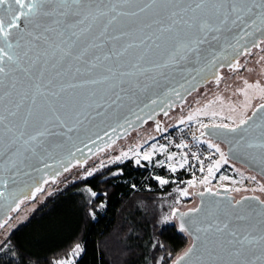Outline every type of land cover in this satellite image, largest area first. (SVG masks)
Returning a JSON list of instances; mask_svg holds the SVG:
<instances>
[{
    "label": "snow or ice",
    "instance_id": "obj_1",
    "mask_svg": "<svg viewBox=\"0 0 264 264\" xmlns=\"http://www.w3.org/2000/svg\"><path fill=\"white\" fill-rule=\"evenodd\" d=\"M142 16L150 18V22L144 23ZM125 22L135 27L107 35L110 26H119ZM101 24L99 32L93 35V30ZM146 28L153 31L148 32L138 43L135 39H128L118 44L121 37H133ZM235 30L244 36L255 33L264 36V0H144L142 4L134 3V0H115L111 3H105L104 0H0V188L4 189L0 191V198L6 194L15 197V193H6L9 181L15 183L14 178L20 175L21 168L28 161L43 159V154L53 144L51 138L56 135L53 129H66L64 135L71 141L72 137L67 133L84 125L90 108L100 107L99 102L90 100L93 93L68 107L61 102L63 93L67 92L71 96L70 90L100 82H108L110 88H116L125 82L124 78H128L132 87L144 91L148 85L141 88L139 83L132 82V78L150 69L142 66L144 53L132 58L130 49L134 46L150 40L160 49L161 44L156 42L161 41L166 54L162 62L152 65V68L162 70L179 64L190 55L199 57L201 46L209 38L219 40L222 34ZM88 36L91 39L81 46ZM261 45H264V40L253 41L252 44L254 48ZM151 46L145 48V52ZM93 50L99 51L92 54ZM242 51L247 54L249 49L244 48ZM113 59L121 63L115 68L106 67L107 74L73 82L75 75L82 71L81 65L86 66L84 71L91 73L101 66L102 61ZM65 61L66 67L63 66ZM121 67L126 70L120 71ZM229 67L233 70L239 68V60H235ZM160 74L163 75V72ZM219 80L220 76H216L217 83ZM244 85L243 89L238 90L245 96L244 111L240 113L239 119L229 116L232 123H222L216 127L232 133H243L242 141L250 136L251 139L245 141L246 146L264 154V116L256 122L255 110L252 115L246 114L251 106L248 90L254 89L264 97V87L259 82L249 84L244 81ZM119 90L125 91L123 87H119ZM116 96L119 99V95ZM102 103L108 104V100ZM256 108L264 113V104H258ZM193 118L191 114L187 117L188 120ZM200 127L207 126L201 123ZM157 128L159 130V125ZM207 143L209 148L219 154V159L209 164L208 175L200 181L202 184L208 183L209 177L214 175L221 163H227L226 155L220 147L210 141ZM54 146L60 147L59 144ZM158 147L159 151H166L163 145L153 144L150 152L143 153V160L150 161ZM176 147L187 145L181 143ZM127 155L121 153V156ZM136 155L140 154L137 152ZM174 156H167V167L172 172L187 163V154L172 163ZM120 158L116 157L117 160ZM136 162L139 164L140 160ZM158 164L162 166L164 162ZM200 170L204 171L202 161ZM87 175L91 176L92 172ZM156 179L161 185L169 183L159 176ZM220 179L226 180L228 177L221 176ZM188 183L191 186L193 181ZM178 191L181 196L188 195L187 188ZM261 191H264V186ZM32 195L35 196V192ZM252 199L257 200L258 204L247 214L243 213L241 201L237 200L224 208L204 210L202 216L190 221L191 231L196 234L194 242L175 264H180L185 258L188 264H264V200L258 197ZM21 203L23 200L18 201L11 210L16 211ZM201 212V209L193 208L189 213H182L181 219L190 213ZM254 217L259 218L257 222H250ZM164 219L167 221L169 217ZM6 224L7 220L0 221V228ZM180 229L188 231L183 219ZM82 251L76 245L72 255L78 256ZM60 264H73V261L63 260Z\"/></svg>",
    "mask_w": 264,
    "mask_h": 264
},
{
    "label": "water",
    "instance_id": "obj_2",
    "mask_svg": "<svg viewBox=\"0 0 264 264\" xmlns=\"http://www.w3.org/2000/svg\"><path fill=\"white\" fill-rule=\"evenodd\" d=\"M104 2L111 3L115 2V0H104ZM143 2L144 0H134V3L142 4ZM141 19L144 23L150 22V18L142 16ZM21 27H23V23H21ZM100 27H102V24L93 30V35L99 32ZM134 27L135 25H129L126 22L119 26L113 25L109 27L107 35H115L118 31H129ZM151 31L153 29L146 28L144 32L137 33L133 37H121L118 44H122L128 39H135L138 43ZM90 39L91 36L86 37L81 46L88 43ZM261 40H264V36L260 33L250 36H244L239 30H235L232 33H224L219 40H211L209 38L208 42L201 46L199 57L190 55L179 64L162 70H155L152 68V65L162 62V58L166 54L164 45L161 41H157L156 43L161 44L160 49H157L152 44V41L147 40L144 44L130 49L133 59L140 53H144L142 66L150 69V71L143 75L137 74V76L132 78V82L139 83L141 88L144 85H148L146 90L140 91L132 87L128 78H124L125 82L119 86L125 89L124 92H120L119 87L110 88L108 82H100L96 85H88L70 90L72 92L71 96L67 92L63 93L61 102L68 107L88 97L89 93L94 94L90 97V100L99 102L100 107L90 108L88 110L89 117L84 125L79 129H74L72 132L67 133L68 136L72 137L71 141L67 140L64 135L66 129H53L56 135L51 138L53 144L49 146L48 152L43 154V159L35 158L28 161L26 166L21 168L20 175L14 178L15 183L11 180L9 181L6 193H15V197L13 198L11 195L6 194L4 198H0V221H8L25 200H33L48 182L57 180L61 175L77 165H85L96 155L109 150L120 140L148 126L150 122L159 125L161 129V116L166 117L178 106H182L199 88L210 81H216V76L221 77L220 70L222 68H230L229 65L235 60L240 61V58L245 55L242 50L248 48V53H250L254 48L252 46L253 41L259 42ZM149 45L152 46L145 52V48H148ZM110 47L111 44L108 45V48ZM98 51L93 50L92 54H96ZM54 61L55 58H53ZM120 63L121 61L116 59L108 62L102 61L101 66L91 73L84 71L86 66L81 65L82 71L75 75L73 82L94 79L100 75H105L107 74L106 67L115 68ZM63 66H67V61L63 62ZM119 70L124 71L126 68L121 67ZM160 72H163V75ZM116 94L119 95V99H117ZM103 100H108V104L102 103ZM112 101H115V103H112ZM59 103H57V107H59ZM254 110L257 113L254 119L256 122H259L260 117L264 116V113L260 112L257 108ZM206 126L201 129L204 137L222 143L225 155L230 161L239 164L244 169L264 180V154H261L257 149H250L246 146L245 141L250 140V136H246L245 140L242 141L241 135L243 133H232L227 129L216 127V125L207 124ZM55 144H59L60 147H55ZM45 165H48V167H45ZM65 168L68 170L65 171ZM37 188L40 191H35ZM208 188H211L212 191H206ZM3 190L0 188V191ZM33 192H35V196L32 195ZM193 194L196 197V202L193 205L176 207L172 211V216L176 220L179 229L183 219L185 228L188 229V231L183 232L190 237V244L171 264H175L188 248L192 246L196 234L191 231L190 221L202 216L204 210H215L217 207L224 208L229 203L234 204L237 200H240V208L244 214H247L258 204V201L252 199V197L264 200L259 195L253 193L236 196L234 191L228 187L212 188L207 186L194 190ZM25 197L28 198L24 199ZM20 200H23V203L20 204V207L16 211H12L11 209L15 208L16 203ZM193 208H199L202 212L200 214L190 213L181 219L182 213H189V210ZM258 219V217H254L250 222H257ZM180 264H188V259L185 258Z\"/></svg>",
    "mask_w": 264,
    "mask_h": 264
},
{
    "label": "trees",
    "instance_id": "obj_3",
    "mask_svg": "<svg viewBox=\"0 0 264 264\" xmlns=\"http://www.w3.org/2000/svg\"><path fill=\"white\" fill-rule=\"evenodd\" d=\"M176 176L127 159L71 181L10 232L0 264H58L76 245L83 251L74 264H171L190 244L172 216L178 200L192 201L179 199L186 184Z\"/></svg>",
    "mask_w": 264,
    "mask_h": 264
},
{
    "label": "rangeland",
    "instance_id": "obj_4",
    "mask_svg": "<svg viewBox=\"0 0 264 264\" xmlns=\"http://www.w3.org/2000/svg\"><path fill=\"white\" fill-rule=\"evenodd\" d=\"M261 57H264V46L246 57V61L242 68L240 67L239 70H237L238 68L235 69L237 71L233 72L230 76L228 75V77L219 85L210 87L198 95H192L187 99L182 110L178 109L171 111L167 117H165V122H163L161 129L159 128L158 130L157 124L149 123L148 126L143 129L135 131L125 139L120 140L109 150L96 155L85 165H77L61 175L57 180L48 182L44 189L40 191L33 200H25L21 207L12 214V217L7 221V224L3 228H0V246L5 242L10 232L18 224L25 221L50 195L59 191L66 184L76 179L89 176L87 173L90 171L93 174L107 165H112L116 162H122L127 159H133L135 162L139 159L141 164L147 165L152 170L165 167L172 172L167 167L169 162H164V158L167 159L169 154H175L172 163H176L181 159L183 154H187V163L184 167H177V170L172 172L177 175L173 181L179 180L180 182L185 183L186 186L182 189H188V195H180L179 199L187 197L192 198V201L188 204L182 203L178 200L179 207L193 205L196 202V199L193 197L192 191L196 188L205 186H210L212 188L228 187L237 193L241 191H256L260 194H264V191H261V187L264 186V181L258 176H254L255 179L253 180L252 177L249 176L248 170L244 169L239 164L230 161L227 157V163H221L219 168L214 171V175L209 177L207 184L200 183V181L208 175V166L204 168V171L200 170L199 161L201 159L197 154L193 155L195 150L190 147L191 140L202 142L204 143L203 145L205 148L209 149L210 152L215 153L217 155V160L219 159V154L216 153L215 149L208 147L207 141L218 145L222 152L225 151L224 147L220 142H215L207 137L201 136L202 128L200 127V124L207 125L215 122L232 123L233 121L228 119L229 116H234L237 120L239 119L240 113L244 111L243 104L245 102V96L238 90L245 87L244 81H247L249 84H256L259 82L261 87H264V59H261ZM229 80H231L233 85H227ZM248 96L250 98L251 106L247 109L246 114L251 112L259 100H264V97L260 96L254 89L248 90ZM232 109H235V111ZM213 112H215L216 115H212ZM190 114L194 117L192 120L187 119ZM181 120H183L184 123H180ZM175 129H178L181 135L178 138L174 134V131H176ZM160 132H171L166 138L170 144L162 143L164 137L162 135L160 136ZM181 143L187 145V147L177 148L176 144ZM153 144L157 146H160L161 144L164 145L166 151L161 152L158 147L155 153L152 154L150 161L143 160V153L150 152ZM137 152L140 154L139 156L136 155ZM121 153H128V155L121 156ZM116 157L121 158L117 160ZM196 157H198V159ZM160 161L164 162L162 166L158 164ZM181 171H184V173L179 174ZM221 176L228 177V179L221 180ZM156 177L157 176H155V178ZM159 177L170 181L168 177ZM250 180H252V183ZM189 181H193L191 186L188 183ZM80 254L78 256H73L71 254L69 258L64 260L71 259L74 264ZM58 264H60V261H58Z\"/></svg>",
    "mask_w": 264,
    "mask_h": 264
},
{
    "label": "flooded vegetation",
    "instance_id": "obj_5",
    "mask_svg": "<svg viewBox=\"0 0 264 264\" xmlns=\"http://www.w3.org/2000/svg\"><path fill=\"white\" fill-rule=\"evenodd\" d=\"M264 45H261L260 47H258V48H253V50L250 52V53H248V54H245V55H243L241 58H240V67L242 68V66H243V64H244V62L246 61V57H248L249 55H251V54H253L256 50H258V49H261L262 47H263ZM239 67V68H240ZM239 68L237 69V70H239ZM237 70H233V69H231V68H222L221 70H220V72H221V77H220V80H219V82L217 83V81H210L209 83H207L206 85H204V86H202L201 88H199L198 89V91H196L195 93H193L192 95H198V94H200L201 92H204L205 90H207V89H209L210 87H214V86H216V85H219L224 79H226L227 77H228V75L230 76L233 72H235V71H237ZM228 86H230V85H233L232 84V82H231V80H229L228 81V84H227ZM191 95V96H192ZM190 96V97H191ZM189 97V98H190ZM187 101V100H186ZM186 103V102H185ZM185 103L183 104V105H185ZM261 103H264V100H259L256 104H255V106L253 107V109L251 110V112L249 113V114H247V115H250L253 111H254V109L256 108V105H258V104H261ZM183 105L182 106H178L175 110H178V109H180V110H182L183 109ZM167 117V116H166ZM160 119H161V124L163 125V122H165V117H163V116H161L160 117ZM151 124H154L153 122H150ZM219 124H222V123H218V122H215V123H210V124H208V125H219ZM201 132H202V130H201ZM221 145L224 147V145L221 143ZM260 178V177H259ZM261 179V178H260ZM261 180H263V179H261ZM264 181V180H263ZM256 194V195H259L262 199H264V194H260L259 192H256V191H241V192H234V194L236 195V196H241V195H245V194Z\"/></svg>",
    "mask_w": 264,
    "mask_h": 264
},
{
    "label": "built area",
    "instance_id": "obj_6",
    "mask_svg": "<svg viewBox=\"0 0 264 264\" xmlns=\"http://www.w3.org/2000/svg\"><path fill=\"white\" fill-rule=\"evenodd\" d=\"M176 131H174V134L176 135V137H180V133L178 129H175ZM169 133L171 132H160V136L162 135L164 138L162 140V143H169L170 142L166 139L167 136L169 135ZM183 141V140H182ZM190 147L194 148L195 153L193 154H197L198 157H200V161H199V168H201V161L203 162V168L209 166V164L213 163L215 160H217V155L215 153L210 152L209 149L205 148V146L203 145L204 143L202 142H198V141H194L191 140L190 141ZM162 145V144H161ZM178 145V144H176ZM164 146V145H163ZM164 162H167V159L164 158L163 160ZM184 175V174H183ZM249 176L250 177H254L255 175L252 172H249ZM250 182L252 183V180H250Z\"/></svg>",
    "mask_w": 264,
    "mask_h": 264
}]
</instances>
